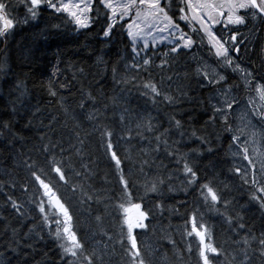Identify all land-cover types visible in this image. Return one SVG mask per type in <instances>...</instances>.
Segmentation results:
<instances>
[{
    "label": "snow or ice",
    "instance_id": "1",
    "mask_svg": "<svg viewBox=\"0 0 264 264\" xmlns=\"http://www.w3.org/2000/svg\"><path fill=\"white\" fill-rule=\"evenodd\" d=\"M17 4H23L25 8L23 19L15 15ZM45 9L65 15L77 29L100 25V34L106 42L112 37L117 25L124 21L127 36L133 45V63L128 65L130 71H147L148 66L152 64L151 57H142V62L135 60V57L140 56L141 51L136 44L143 38L145 29L149 32L155 29L156 32L167 33L170 37L168 42L171 47L167 52L162 53L163 58L159 65L161 69L169 64V58L173 57V54L206 47L214 58L215 67L199 62L195 74L200 78L201 87L207 85L214 90V95L210 98L214 101L211 103L210 121L222 125L223 132L232 134L231 146L238 149L233 155H241L243 160L247 161V166L234 167L232 171L249 186L250 190H253L251 199L261 210H264V160L260 162L261 176L257 179L256 165L249 155V139L246 133V129H255L256 125L253 124L255 120L260 125L259 135L264 140V45L257 49L253 44V38L257 35V22L264 25V0H180L179 21L198 25L199 27H191V32L196 33V37L186 32L173 15H169L161 5V0H15V2L0 0V42H6L21 23L26 24L29 20H36ZM126 18H130L131 22H126ZM121 27H125V24H121ZM153 39L155 40V37ZM143 47L148 48L146 41ZM245 59L247 63H244ZM96 63L104 65L106 63L104 56L98 55ZM9 72L6 62L0 63V76H7ZM232 74L237 78L236 83H229ZM112 76L113 80L117 81L115 67L112 68ZM168 79L171 81L172 77ZM136 81L137 77H121L117 82L137 88L142 95L149 97L154 105L167 102L171 106H179L187 97V93L183 90H179V95L170 94L162 87V80L154 82L149 77L139 84ZM14 88L19 95L11 101L12 116L18 115L25 106L23 97L26 95L22 81L15 83ZM47 91L52 97L58 96L51 81ZM241 91L247 97L243 101L240 96ZM251 93L259 97L262 102L260 108L256 107L255 98ZM123 100L122 95L107 97L102 89L99 96L88 93L86 100H82L78 105L81 110L78 114L64 107L63 97H60L64 116L62 127L72 133L75 143L69 141L68 147L65 148L63 139L54 140L45 132L39 139L46 142L36 149V157L29 155L26 159L18 161L26 171L31 184L38 186V192L42 190L41 198L32 202L35 203L40 214L42 225L48 229V235L57 242L61 264H106L105 257L115 255L117 245L120 255L124 258V264H151L146 253H155L156 250L150 247L142 249L138 241V236L142 232L137 230L149 228L147 222L152 213L151 208H145L143 201L150 194L162 198L165 190L175 191L172 178L177 172L183 177L182 183L186 194L188 189L198 191L200 203L221 215L236 237L232 240L234 247L231 252L227 246L215 243L208 225L203 222L200 209L194 206L187 217L191 228L186 229L185 234L187 236L194 234L199 238L197 264H219L221 258L223 264H257V262L264 264V229H261L257 235L247 226L241 214L243 209H237L232 200L214 187L212 181L201 182L193 156H202L203 152L195 149L192 153L181 152L180 142L171 140L174 134H178L181 139L186 135L182 119L170 114L168 127L165 128L151 114L137 112L132 115V111L125 107L119 118L123 125L122 134L114 142L113 137L116 133L104 121L107 119L109 108L120 106ZM238 110L243 127H234L232 123L231 118ZM81 118L91 124L93 132L99 133V143L108 157L119 186L118 192L108 189L96 190L87 183L94 175V170L90 163L83 162L85 139L90 133L81 135L83 130ZM59 123L57 117L53 116L50 123L46 126L42 125V128L47 127L49 131L54 132L55 125ZM28 126H31V121L28 122ZM5 132L13 140L23 139L12 131L11 120L0 118V135ZM257 134V131H251V137L254 138ZM190 135L205 146L208 153L214 152L212 138L214 136L218 138L215 132L198 136L197 131L192 130ZM242 137L245 138L242 140ZM134 139L147 141V147L139 150V158L133 164L135 172L125 163L131 161V156L122 157L117 147L120 141L130 143ZM73 152L81 157L79 169L74 165ZM161 153L176 171L167 172V175L160 171H152L153 169L167 171V167L160 160ZM70 175L77 178L76 182L69 179ZM53 181L56 185L71 191L74 196L78 192L79 203L88 209L92 204L103 205V213L94 217L102 235L107 238V243L102 249L89 250L84 240L78 236L73 227V215L58 192L53 190ZM133 188L143 190V195L139 197L141 202H133ZM24 191H28V188L26 187ZM8 201L17 214L24 215L23 206L17 200L9 196ZM154 207L163 212L165 205L160 202ZM173 211L178 210L173 209ZM105 214L115 215L117 231L112 235L103 227ZM31 233L32 229L29 230L27 238H31ZM167 239L175 249L176 241L170 236ZM5 247L10 253L17 255L22 250L23 245L20 239L16 238L15 229H13V238ZM27 247L33 248L34 245L27 244ZM187 251L191 254L190 245ZM176 255L179 257V253ZM0 264H11V260L3 252H0ZM24 264H27L26 259ZM162 264H169L166 255L162 257Z\"/></svg>",
    "mask_w": 264,
    "mask_h": 264
},
{
    "label": "trees",
    "instance_id": "2",
    "mask_svg": "<svg viewBox=\"0 0 264 264\" xmlns=\"http://www.w3.org/2000/svg\"><path fill=\"white\" fill-rule=\"evenodd\" d=\"M179 3L180 0H161V5L165 7L169 15H173L181 27L186 32H190L189 28L178 19ZM16 11L20 13L25 11V8L21 6ZM40 15L39 22H46L43 30L16 27L8 45L0 46V63L6 62L10 69L7 76H0V118L11 120L12 131L23 138L13 140L6 132L0 135V252L11 260V264H24L25 259L27 264H61L57 242L48 235V229L42 225L40 214L35 203L32 202L41 198L42 190L38 192V186L31 184L26 171L22 164H18V161L26 159L29 155L36 157V149L46 142L39 139L40 135L45 132L54 140L63 139L65 148L68 147L69 141L75 143L72 133L62 127L64 116L60 97H63L64 107L79 114L81 111L78 107L79 103L86 100L88 93L99 96L101 89L107 97L113 95L124 97L120 106L109 108L106 114L107 119L104 121L116 133L113 137L114 142L122 134L123 125L119 118L125 107L132 111V115L137 112L151 114L165 128L168 127L169 115L175 114L177 119H182L186 135L181 139L178 134H174L171 140L180 142L181 152L192 153L195 149L204 153L202 156H193L201 182H207L213 178L222 179L228 188L220 189V191L233 201L237 209H243L241 214L247 226L257 235L261 229H264V210H261L259 206H249L251 193L244 189L243 183L232 171L236 167L231 162L228 153L232 134L223 132L222 125L213 124L210 121L212 116L210 94L213 89L207 85L200 86V78L194 73L193 62L188 58L187 51L173 54V57L169 58V64L161 69L159 65L163 58L162 53L167 52L170 46L159 45L156 49L149 48L146 56L151 57L152 64L148 66V70L130 71L127 61L133 60L132 43L127 37L124 21L121 24H125V27L118 24L110 40L106 42L100 34V25L77 29L65 15L46 10ZM55 19L58 20V26L54 23ZM192 26L196 27L194 24ZM256 31L257 35L253 38V44L259 49L264 45L261 24ZM98 55L104 56L106 62L104 65H97ZM244 63H247L246 59ZM113 67L117 69V81L121 77H137L136 82L139 84L140 81H146L151 77L154 82L162 80V87L164 89L165 86L168 87L166 90L170 94L179 95V90H183L187 93V97L179 106H171L167 102L154 105L150 98L142 95L137 88L114 81ZM168 77H172V80L169 81ZM20 81L23 82L26 90V95L23 97L25 106L18 115L12 116L11 101L19 95L15 91L14 84ZM49 81L57 90V97L48 94ZM229 82H237L235 74H232ZM53 116L60 121L55 125V131L51 132L47 127L42 128V125L46 126L50 123ZM29 121H31V126H28ZM81 122L83 124L81 135L90 133L85 139L83 162L90 163L94 170V175L87 183L96 190L108 189L118 192L119 186L108 157L99 143V133L92 131V126L87 120L81 118ZM192 130H196L198 136L215 132L218 138L215 136L212 138L214 152L208 153L205 146L191 137ZM117 147L122 157L131 156V161L125 163L135 172L133 164L139 158V150L147 147V141L138 139L130 143L120 141ZM72 159L75 167L79 169L81 157L73 152ZM160 160L167 167V171L153 169V172L160 171L167 175V172L176 171L163 153L160 155ZM69 179L76 182L77 178L70 175ZM182 181V175L177 172L172 178L175 191L165 190L162 198H157L152 194L144 198L145 208L152 209L147 222L149 228L137 231L142 232L138 236L139 242L143 236H146L152 244L151 248L156 250L155 253L150 254L152 258H148L146 254L151 264H162V257L165 255L169 264H197L198 247L185 234L186 229L191 228L187 217L194 206L200 209L203 222L208 225L214 242L227 246L230 252L234 247L232 240L236 237L233 236L223 217L200 203L198 191L188 189L186 194ZM53 185V190L58 192L62 201L69 207L73 215V227L78 236L84 240L86 247L89 250L95 248V244L103 247L107 243V238L102 235L94 219L95 215L103 213V205L92 204L88 209L79 203L78 192L74 196L71 191L56 185L54 181ZM26 187L28 191H24ZM132 191L134 193L133 202H141L139 197L143 195V190L133 188ZM9 196L23 206L24 215L17 214L11 208L8 201ZM160 202L165 205L163 212L154 207ZM173 209L178 211H173ZM103 227L110 235L114 234L117 231L115 215L105 214ZM13 229H15L16 238L20 239L23 245L19 255L10 253L5 247L13 238ZM30 229L32 233L29 239L27 236ZM168 236L176 241L175 249L168 242ZM27 244H32L34 247L29 248ZM189 245L192 249L191 254L187 251ZM141 247L144 249L142 245ZM176 253H179V257ZM109 257L110 264H124V258L120 255L118 245L117 253ZM106 264H108L107 261Z\"/></svg>",
    "mask_w": 264,
    "mask_h": 264
},
{
    "label": "rangeland",
    "instance_id": "3",
    "mask_svg": "<svg viewBox=\"0 0 264 264\" xmlns=\"http://www.w3.org/2000/svg\"><path fill=\"white\" fill-rule=\"evenodd\" d=\"M14 2H15V0H14ZM21 6H23V4H17L15 10L20 9ZM24 14H25V11L20 12V13L17 12V11H15V15L19 19H23ZM126 21L127 22H131L130 18H126ZM36 22L40 23L39 22V19L36 20ZM181 22L183 24H185L189 28V31H190L189 33L191 35H193L194 37L197 36L196 33H192L191 32V27H193L192 25L194 23L192 25H189L185 21H181ZM194 25L196 27H199L196 24H194ZM258 26H259V22H257L256 28ZM45 27L46 26L43 25L42 28H39V29L37 28V29H38V31H40V30H43ZM14 31H15V29H14ZM14 31H13V34H14ZM153 37H155V40L153 39ZM169 39H170V37H168V34L167 33H159V32H156L155 29H153V30H151V32H149L147 29H145V31L143 33V38L140 39L137 42V44H136V47L138 49H140L141 51H140V56L135 57V60L138 61V62H142V59H141L142 57L143 58H148L146 56V51L149 48H155L156 49L157 46H159V45H169L171 47V45L168 42ZM145 41L148 44V48L147 49H144V47H143ZM132 47H133V45H132ZM204 48L205 47H198V48H194L190 52L187 51L188 58L193 62L194 73H195V69L198 66V63L199 62H204V63L208 64L209 67H215V65H214V58L208 53L207 48H205V49ZM132 55H133V53H132ZM132 63H133V60L131 62L127 61V67H128V65H131ZM165 89H168V87L165 86ZM213 95H214V90L211 92L210 98ZM251 95L255 98L256 107L257 108H260L262 102L260 101L259 97L255 93H251ZM240 96L242 97V101L247 98L245 96V94H244L243 91L240 92ZM210 103H214V101H211L210 100ZM231 119H232V123H233V126L234 127H236V126L243 127L244 126L243 123L239 119V110L237 111L236 114L233 115V117ZM253 124L256 125L255 129H252V128L246 129V133H247V138L249 139V144H248V147H249V155L253 158V161H254V163L256 165L257 179H259L260 176H261V174L259 172L260 162H261V160H264V155H260V153H264V140H262L261 136L259 135V132L261 130L260 129V125L255 120L253 121ZM253 130L257 131V133H258L257 136L254 137V138L251 137V131H253ZM244 138L245 137H242L241 139L243 140ZM253 140L255 142H253ZM231 145H232V142H231ZM231 145L229 146V150H228L229 158H230L231 162L236 167L244 168L245 166H247V161H244L241 155H233V153H236L238 151V149L235 148V147H233V146H231ZM239 179L243 183V181H242V179L240 177H239ZM210 181L213 182L214 187H216L218 190H220V189H222V190L224 189L225 190V189L228 188V186L226 185L225 182H223L222 179H218V178L215 179V178H213V180H210ZM243 187H244V189H246L247 191H249V193H251L250 195L252 196L253 190H250L249 186L248 185H245L244 183H243ZM44 199L46 201V198H44ZM249 206H259V205L255 201H253L251 199V202L249 203ZM187 237H188V239H190L192 241V243L194 245H197V247H198L199 241H198L197 237L194 234L192 236H187ZM140 244L143 246L144 249H147L149 247L151 248V245H152V244H150V241L147 239L146 236H143L142 237V239L140 241ZM95 248L102 249L103 247L100 244L99 245L98 244H95ZM146 254L148 255V258H152L153 257L149 253H146ZM109 258H110L109 256H106L105 257V259H106V261H107L108 264H110V261H108ZM219 264H223V258H221Z\"/></svg>",
    "mask_w": 264,
    "mask_h": 264
},
{
    "label": "flooded vegetation",
    "instance_id": "4",
    "mask_svg": "<svg viewBox=\"0 0 264 264\" xmlns=\"http://www.w3.org/2000/svg\"><path fill=\"white\" fill-rule=\"evenodd\" d=\"M45 10H46V9H45ZM46 11H50V10H46ZM40 16H41V15H39V17H38L36 20H38V19L40 18ZM36 20H29L28 23H26V24L22 23V24H20V25L17 26V27H19V28H28V27H32V28H42L43 25L46 26V22L38 23V22H36ZM54 23L56 24V26L59 25L57 19H55V22H54ZM57 23H58V25H57ZM42 24H43V25H42ZM57 30H58V29H57ZM11 39H12V35L9 36V37L7 38V41H6V42H0V46L3 47V46L8 45V43L11 41Z\"/></svg>",
    "mask_w": 264,
    "mask_h": 264
},
{
    "label": "water",
    "instance_id": "5",
    "mask_svg": "<svg viewBox=\"0 0 264 264\" xmlns=\"http://www.w3.org/2000/svg\"><path fill=\"white\" fill-rule=\"evenodd\" d=\"M263 26V35H264V25H262ZM199 239V238H198Z\"/></svg>",
    "mask_w": 264,
    "mask_h": 264
},
{
    "label": "bare ground",
    "instance_id": "6",
    "mask_svg": "<svg viewBox=\"0 0 264 264\" xmlns=\"http://www.w3.org/2000/svg\"><path fill=\"white\" fill-rule=\"evenodd\" d=\"M16 11V10H15Z\"/></svg>",
    "mask_w": 264,
    "mask_h": 264
}]
</instances>
